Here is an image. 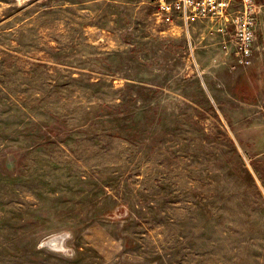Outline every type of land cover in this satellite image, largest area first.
Masks as SVG:
<instances>
[{"label":"rangeland","instance_id":"1","mask_svg":"<svg viewBox=\"0 0 264 264\" xmlns=\"http://www.w3.org/2000/svg\"><path fill=\"white\" fill-rule=\"evenodd\" d=\"M233 18L0 0V264H264V87Z\"/></svg>","mask_w":264,"mask_h":264},{"label":"built area","instance_id":"2","mask_svg":"<svg viewBox=\"0 0 264 264\" xmlns=\"http://www.w3.org/2000/svg\"><path fill=\"white\" fill-rule=\"evenodd\" d=\"M158 10L168 15H179L188 26L195 19H205L224 13L235 14L233 22L236 33L232 44L236 46L237 65H250L253 60V45L261 14L257 0H153ZM260 5V6H259Z\"/></svg>","mask_w":264,"mask_h":264},{"label":"crops","instance_id":"3","mask_svg":"<svg viewBox=\"0 0 264 264\" xmlns=\"http://www.w3.org/2000/svg\"><path fill=\"white\" fill-rule=\"evenodd\" d=\"M257 1H259L262 5V11L260 14V21H259V24H260L259 35H258L260 38V40H259L260 48L258 47V49H255L252 64L246 68L243 67L239 70L240 71L245 70L246 73H251V74L255 75L256 79H260V81L262 83V87H264V0H257ZM259 75H260V77L257 78V76H259Z\"/></svg>","mask_w":264,"mask_h":264}]
</instances>
